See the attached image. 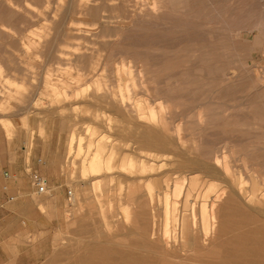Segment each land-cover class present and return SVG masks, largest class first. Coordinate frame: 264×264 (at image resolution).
Segmentation results:
<instances>
[{"label": "rangeland", "instance_id": "1", "mask_svg": "<svg viewBox=\"0 0 264 264\" xmlns=\"http://www.w3.org/2000/svg\"><path fill=\"white\" fill-rule=\"evenodd\" d=\"M69 1L0 0V264H146L143 258L150 255L141 250L151 217L159 216L161 224L164 218L162 194L150 204L158 211L140 207L147 200V186H155L157 193L164 190L175 202V181L182 184L190 178L204 190L211 187L213 200L222 198L216 226H238L231 227L237 232L233 240L244 244L235 248L242 260L248 259H240L241 264L258 262L256 255L264 262V0H182L177 5L157 0L152 11L141 0ZM68 56L80 58V63ZM124 59L138 74L143 72L148 87L154 86L157 111H175L168 116L173 132L163 121L158 147L144 145L140 135L145 130L134 127L113 102L86 99L84 88H91L87 98L97 91L90 76L76 81L81 71L85 74L90 64L100 61L106 65L101 83L113 86L114 67ZM49 85L64 88L66 99L53 96ZM77 93L81 98L73 101ZM73 133L75 148L81 142L82 152L70 174L67 151ZM225 144L227 155L222 153ZM98 145L106 154L113 149L116 170L95 181L100 189L94 190L81 181L79 169L89 147ZM217 154L223 158L221 167L215 163ZM118 164L127 170L118 172ZM6 171L9 179L3 176ZM34 174L47 179V195H36ZM133 187L140 192L139 204L126 200ZM75 196L77 206L72 203ZM231 206L240 214L235 224L225 219ZM209 237L202 234L206 240L200 242L212 243L214 230ZM181 243L180 238L172 246Z\"/></svg>", "mask_w": 264, "mask_h": 264}, {"label": "bare ground", "instance_id": "2", "mask_svg": "<svg viewBox=\"0 0 264 264\" xmlns=\"http://www.w3.org/2000/svg\"><path fill=\"white\" fill-rule=\"evenodd\" d=\"M68 1V0H67ZM71 1V0H70ZM69 1V3H70ZM77 1V0H75ZM87 2V0H84ZM90 1V0H89ZM133 1V0H132ZM137 1V0H136ZM143 3V5L146 8L151 9L152 11V6L154 5V2L157 0H141ZM154 1V2H153ZM182 0H171L172 4L177 2H181ZM61 2V1H60ZM110 2V1H109ZM139 2V1H137ZM159 2V1H158ZM7 3V2H5ZM24 3V2H23ZM28 3V2H26ZM25 3V4H26ZM41 3V2H40ZM46 4H49V0H45ZM51 3V2H50ZM91 3V2H89ZM107 3V2H106ZM188 3V2H187ZM30 4V3H28ZM71 4V3H70ZM69 6H72L70 5ZM82 4V3H81ZM94 4V3H93ZM129 4V2H128ZM156 4V2H155ZM158 4V3H157ZM186 4V3H185ZM183 3V5H185ZM15 5V4H14ZM45 5V4H43ZM95 5V4H94ZM97 5V4H96ZM135 5V4H133ZM140 5V3H139ZM181 5V3L179 4ZM17 6V5H15ZM27 6V4H26ZM31 7V4L28 5ZM61 6V5H60ZM75 6V5H74ZM80 6V5H79ZM99 6V5H98ZM137 6V3L136 5ZM134 6V8H135ZM29 7V8H30ZM34 7L36 8V6L34 5ZM46 7V6H45ZM68 7V6H67ZM77 7V6H76ZM95 7V6H94ZM17 8V7H16ZM33 8V10L35 9ZM38 8V5H37ZM80 8V7H79ZM93 8V6H92ZM139 8V7H138ZM144 7H142L143 9ZM32 9V7H31ZM39 9V8H38ZM71 9V8H69ZM132 9V8H131ZM148 9V10H149ZM37 11V9H35ZM44 10V9H43ZM68 10V9H67ZM66 10V11H67ZM128 10V9H127ZM144 10V9H143ZM41 11V10H40ZM70 12L72 10H69ZM97 13H100V9L97 10ZM137 11V10H135ZM175 11V10H174ZM184 11V10H183ZM16 12V11H15ZM90 12V11H89ZM138 12H140V10H138ZM146 12V11H144ZM149 12V11H148ZM182 12V10H181ZM42 13V12H41ZM65 13V12H64ZM81 13V12H80ZM127 13V12H126ZM143 13V12H142ZM186 13V12H185ZM13 14V13H12ZM123 14V13H122ZM137 14V12H136ZM135 14V15H136ZM140 14V13H139ZM3 15V14H2ZM40 15V14H39ZM69 15V14H67ZM133 14V16H135ZM153 15V14H152ZM12 16V15H11ZM89 16V15H88ZM142 16V15H141ZM76 17V16H75ZM91 17V16H90ZM127 17V15L125 16ZM137 17V16H136ZM164 17V16H163ZM15 18V17H14ZM28 18V17H27ZM74 18V17H73ZM103 18V16L101 17ZM135 18V17H134ZM139 18V15H138ZM152 18V17H151ZM155 18V17H153ZM35 19V18H33ZM32 19V20H33ZM41 19V18H38ZM72 19V18H71ZM70 19V20H71ZM158 19V18H157ZM164 19V18H163ZM78 20V18H77ZM119 20V19H118ZM132 20V19H129ZM144 20V18H143ZM156 20V18L154 19ZM16 21V20H15ZM94 21V20H93ZM124 21V20H123ZM134 21V20H133ZM141 21V20H140ZM139 21V23H140ZM146 21V20H145ZM143 21V23L145 22ZM168 21V20H166ZM165 21V22H166ZM142 22V21H141ZM261 22V21H260ZM263 22V21H262ZM138 23V24H139ZM155 23V22H154ZM170 23V22H169ZM255 23V22H254ZM253 23V24H254ZM147 24V23H146ZM149 24V23H148ZM151 24V23H150ZM261 24V23H260ZM65 26V25H64ZM152 26V25H151ZM71 27V26H70ZM73 27V26H72ZM71 27V28H72ZM256 27V26H255ZM2 28V27H1ZM66 28V26H65ZM261 28V25H260ZM263 28V26H262ZM5 29V28H4ZM56 29H58L56 27ZM253 29V28H252ZM2 30V29H1ZM71 30V29H70ZM259 30V29H258ZM5 31V30H4ZM8 31V30H7ZM3 32V31H2ZM69 32V31H68ZM214 32V31H213ZM61 33V32H60ZM74 33V32H73ZM2 34V33H1ZM34 34V33H33ZM55 35V33H54ZM62 35V34H61ZM80 35V34H78ZM36 36V34H35ZM40 36V35H39ZM77 35H75L76 37ZM55 37V36H54ZM68 38V36H66ZM77 39H80L79 36H77ZM46 39V38H45ZM64 39V38H63ZM24 40V39H23ZM41 40V38L39 39ZM44 41V40H43ZM54 42V41H53ZM33 44V43H32ZM42 44V43H41ZM3 45V44H2ZM43 46V45H42ZM60 46V44H59ZM23 47V46H22ZM29 49H33V46H28ZM55 47V46H54ZM57 47V46H56ZM54 50L56 51L57 49L54 48ZM52 48V52L54 51ZM82 50V49H81ZM30 51V50H28ZM125 53V52H124ZM2 54V53H1ZM46 54V53H45ZM53 54V53H52ZM84 54V53H83ZM96 54V53H95ZM50 55V54H49ZM54 55V54H53ZM126 55V54H125ZM76 56V55H74ZM120 56V55H118ZM122 56H124L122 54ZM139 56V55H138ZM55 57V55H54ZM121 57V56H120ZM134 57V56H133ZM69 58V56H68ZM91 58V57H90ZM95 58V57H94ZM29 61V58H26ZM25 59V60H26ZM80 58L74 57V58H69L67 60L69 61H73V62H79ZM84 59V58H82ZM123 59V58H122ZM127 59V58H126ZM142 59V58H141ZM2 61V60H1ZM4 61V60H3ZM11 61V60H10ZM22 61V60H21ZM91 61V60H90ZM119 61V60H118ZM147 61V60H146ZM12 62V61H11ZM85 62V61H84ZM152 62V61H151ZM30 63V62H29ZM80 63V62H79ZM13 64V62H12ZM76 64V63H75ZM74 64V66H75ZM100 63V61L98 63H93L90 64L89 68H87L85 70V74L84 72H80L82 74H79L78 77L76 78V81H81V79L83 77L86 76H90L92 80H94V84L95 87L97 88V91L95 94L88 95L87 98V94L89 92L88 89H91L89 87L84 88L85 91L83 90V93L86 92V99H89L90 101H96V102H113V104H115L116 106H118L117 108H119L122 112H124L126 114V116L132 121L131 124H135L134 127L136 128H143L145 131L142 135H140V138L142 140V143L146 146H150V147H155L157 145H159L162 140H161V132H163L164 127H163V121L166 122V127L173 132V130L171 129L172 126L170 124V117L173 116L175 113L174 109H169V111L167 112L166 108H163V110L159 113V111H157V107L155 106V101H156V97L154 98L153 94V90H154V86L152 88H150L146 85L147 80L144 79V81L142 80V76H143V72L140 71L139 74L137 73V69H135V67L133 66V64L130 63H126L125 59L122 62H118V65H116L114 67V74H115V79H116V84L113 86H109V85H105L103 86V82L101 83V80L105 79L104 76V72L105 70L102 68L104 67L103 64L105 65V63ZM155 64V62L153 63V65ZM149 65V63H148ZM106 66V65H105ZM141 66V65H140ZM2 67V66H0ZM144 67V66H143ZM150 67V66H149ZM68 68V67H67ZM2 69V68H1ZM46 69V68H45ZM103 69V70H102ZM148 69V67H147ZM152 69V66H151ZM227 69V68H226ZM222 70V69H221ZM1 71V70H0ZM71 69H67V74L68 76H71L70 74ZM65 72V73H66ZM159 72V71H158ZM163 72V71H162ZM233 72V71H232ZM1 73V72H0ZM161 73V71L159 72ZM112 74V73H111ZM162 74V73H161ZM222 74V72H221ZM228 75V74H227ZM234 75V74H233ZM112 76V75H111ZM145 76V75H144ZM143 76V78H144ZM150 76V75H149ZM230 76V74H229ZM72 77V76H71ZM108 77V76H106ZM114 77V76H113ZM159 77V76H158ZM225 77V76H224ZM67 78V77H66ZM73 78V77H72ZM109 78V77H108ZM156 79V77H154ZM113 79V78H112ZM228 79V77H227ZM68 80V79H67ZM229 80V79H228ZM8 81V80H7ZM46 81V80H45ZM70 81V80H69ZM230 81V80H229ZM10 82V81H9ZM74 82V81H73ZM112 82V80H111ZM57 84V83H56ZM228 84V83H227ZM13 85V82L12 84ZM19 85V84H18ZM45 85V84H43ZM86 85V84H85ZM226 85V84H225ZM50 86L52 95L57 97L58 99H63L67 97V93L66 90L63 88H59L56 87L55 85ZM48 87V86H47ZM73 88V87H72ZM48 89V88H47ZM153 89V90H152ZM165 91V90H164ZM72 92V91H71ZM162 92V91H161ZM168 92V91H167ZM216 92V91H215ZM214 92V93H215ZM156 93V92H155ZM163 93V92H162ZM218 93V92H217ZM71 94V93H70ZM153 95V96H152ZM72 96V95H70ZM162 96V95H161ZM81 96L80 94H75L73 97V101L74 100H78L80 99ZM164 98V97H163ZM159 100V99H157ZM179 100V99H178ZM70 101V100H69ZM88 101V100H87ZM170 101V100H169ZM86 102V101H85ZM89 102V101H88ZM162 102V101H161ZM172 102V100L170 101ZM163 103V102H162ZM89 104V103H88ZM93 104V103H92ZM164 104V103H163ZM221 104V103H220ZM167 105V104H165ZM216 105V104H215ZM222 105V104H221ZM175 106V104H174ZM165 107V106H164ZM232 107V105H231ZM234 107V106H233ZM162 109V108H161ZM202 110V109H201ZM223 112V111H222ZM202 113V112H200ZM218 114V113H217ZM203 115V114H202ZM97 116V115H95ZM168 116H170L168 118ZM223 116V115H222ZM98 117V116H97ZM96 117V118H97ZM204 117V116H203ZM206 117V116H205ZM129 120V121H130ZM201 122V120H200ZM203 124V123H202ZM237 124V123H236ZM131 126V125H129ZM196 129V128H195ZM236 129V128H235ZM244 129V128H243ZM182 131V130H181ZM233 131V130H232ZM235 132V131H234ZM183 133V132H182ZM181 133V134H182ZM180 133H178L179 135ZM235 134V133H234ZM173 135V134H172ZM243 135V134H242ZM180 136V135H179ZM183 136V135H182ZM173 137V136H172ZM182 138V137H181ZM184 138V137H183ZM76 139L77 136L73 133L69 139V143H68V151H67V158L69 159V168H70V174H74V170L77 168V158L81 155L82 152V144L80 142L79 144V148H75L76 146ZM103 142V141H102ZM220 142V141H219ZM99 143V142H97ZM127 144V143H126ZM31 145V144H30ZM94 145V144H93ZM92 144L90 146H93ZM97 145V144H96ZM162 145V144H161ZM88 146V145H87ZM95 146V145H94ZM229 145H224L223 148V152L227 155V147ZM31 147V146H30ZM78 147V146H77ZM158 147V146H157ZM220 147V146H219ZM92 148L94 147H89V154H87L85 156V159L83 161V164L81 166L80 170V175H81V181H86L84 182L85 186H87L88 184L90 185V187L94 190L100 189V184L96 183L95 181L98 180H102L103 178L107 177L105 173H112L116 170V160H115V154L113 149H111V151L106 154L104 151V149H102V147H100V145H98V148L96 147V149L92 150ZM216 149V148H215ZM221 149V147H220ZM235 149V148H234ZM222 150V149H221ZM229 152V149H228ZM229 154V153H228ZM245 155V154H244ZM151 158H153L154 160L159 161L160 158L158 156H152L149 155ZM221 156V155H220ZM218 156L215 158V163L217 165V167H221L222 166V157ZM223 156V155H222ZM237 156V155H236ZM215 157V156H214ZM225 158V157H224ZM229 158V157H226ZM231 158V157H230ZM238 158V157H237ZM214 159V158H213ZM212 159V160H213ZM230 160V159H229ZM239 160V159H238ZM161 162V161H160ZM229 161H227L226 163H228ZM142 163V162H141ZM214 163V162H213ZM225 163V165H226ZM233 163V162H231ZM250 163V162H248ZM128 165V164H127ZM215 165V166H216ZM129 166L132 168L135 166L134 163H129ZM142 166V165H141ZM149 166V165H148ZM136 168V167H135ZM228 168H230V166H228ZM235 168V167H234ZM237 168V167H236ZM249 168V167H248ZM251 168V167H250ZM127 170L126 167H123L121 164H118V172H122L124 170ZM130 169V168H129ZM231 169V168H230ZM125 170V171H126ZM131 170V169H130ZM235 170V169H234ZM213 171V170H212ZM226 171V170H225ZM233 172V170H232ZM237 173V172H235ZM122 174V173H121ZM191 175V174H190ZM213 175V174H211ZM226 175V174H225ZM176 176V175H175ZM233 176V175H232ZM255 176V175H254ZM177 177V176H176ZM212 177V176H211ZM231 177V176H230ZM259 177V176H258ZM235 178V177H234ZM246 178V177H245ZM254 178V177H253ZM264 178V177H263ZM263 178L260 177V179L262 180ZM256 179V178H255ZM259 179V180H260ZM185 180V179H184ZM227 180V179H226ZM232 180V179H231ZM254 179H252L253 181ZM260 180V181H261ZM80 181V182H81ZM88 181V182H87ZM212 181V180H211ZM255 181V180H254ZM258 181V180H257ZM263 181V180H262ZM201 182V181H200ZM231 183V182H229ZM236 183V182H235ZM241 183V181L239 182ZM83 184V185H84ZM87 184V185H86ZM133 184V183H132ZM233 184V183H232ZM232 184L229 186L231 188ZM256 184V182H255ZM134 185V184H133ZM235 185V184H234ZM250 185V184H249ZM253 185V184H252ZM140 186V185H139ZM142 186V184H141ZM172 186V184H171ZM174 186V190L173 193L175 195V197L178 199L177 201L175 199V202H172V199L169 197L168 193H163L162 191L158 192L155 190L154 187H151V189H149L150 186H147L146 189V193L145 196L147 197V200L145 199L144 202H137L138 196H137V189H135V187H133V189H129V192L127 193L126 196V200L132 202H137L140 207L142 209H144L145 207H147L149 205L150 208L153 209V211H158V209H155L152 207L154 204V202H157V198L161 197L160 195L162 194V196H164L162 199L163 201V210H164V218L162 221V224L160 223V221L158 220V217L156 214L153 213V211L151 213H153L152 215V225L151 228L146 232V240L142 243V250L144 253H146V255H150V257H147L146 259L143 258L146 262V264H241L242 261H247L248 259H245L243 256L242 260L241 256L242 254H238V251L236 250L237 248H235L237 245H242L244 244L243 242H235L233 240V236L234 233L236 231H234L231 227H235L234 225H232L231 227H222L221 224L216 226V222L218 220V203H221L222 198H217L215 200H213L214 198H212V191L213 189L211 187H209L207 190H204L203 187H201L200 183L198 181H195L194 178H190L189 181H183V183H179L177 181H175ZM160 187V186H159ZM168 187V186H167ZM219 187V186H218ZM217 187V188H218ZM235 187V186H234ZM129 188V187H128ZM138 188V187H136ZM170 188V186L168 187ZM167 188V189H168ZM173 188V187H172ZM233 188V186H232ZM251 188L253 189V187L251 186ZM138 189H142V188H138ZM166 189V190H167ZM235 188H233L234 190ZM237 189V188H236ZM251 189V190H252ZM169 190V189H168ZM248 190V189H247ZM257 191V189H255ZM235 191V190H234ZM243 191V190H241ZM254 190H252L253 192ZM144 192V191H143ZM169 192V191H168ZM226 192V190H225ZM224 192V193H225ZM233 192V191H232ZM238 194L239 190H237ZM140 193V192H139ZM172 193V194H173ZM235 193V192H234ZM243 193V192H242ZM246 192L244 191V194ZM256 193V192H255ZM254 193V194H255ZM72 195V193L70 194ZM85 195V194H84ZM234 195V194H233ZM241 195V194H240ZM248 195V194H247ZM250 195V194H249ZM252 195V194H251ZM73 196V195H72ZM137 196V199H136ZM186 196V197H185ZM192 196L193 199L189 200L187 199L188 197ZM225 196V195H224ZM242 196V195H241ZM81 197V196H80ZM122 197V196H121ZM174 198V196H172ZM185 197V201L182 202V200ZM227 197V196H226ZM239 197V196H238ZM244 197V196H243ZM225 198V197H224ZM240 199L242 197H239ZM253 198V197H252ZM157 199V200H156ZM243 199V198H242ZM140 200V201H142ZM252 201V199H250ZM122 203H125V201H121ZM182 202V205L179 203ZM75 206H77L78 203V198L75 196L73 198V202H72ZM128 203V202H127ZM159 203V202H158ZM223 203V202H222ZM126 204V203H125ZM150 204H153L152 206H150ZM121 205V204H120ZM127 205V204H126ZM158 205V204H156ZM179 205V206H178ZM181 205V206H180ZM241 205V204H240ZM239 208L243 207L241 206ZM124 206V204H123ZM129 206V205H128ZM227 206V205H226ZM235 206V205H234ZM238 206V205H237ZM125 208V206H124ZM156 208V207H155ZM226 208V207H225ZM235 208V207H234ZM232 206L231 207H227L225 209V219L228 220L229 223L234 222L233 220H235L237 217L240 216L239 211L237 209H234ZM151 209V210H152ZM219 209H220V205H219ZM125 210V209H124ZM222 210V209H221ZM244 210V209H243ZM256 210V209H255ZM145 211V210H144ZM253 211V210H252ZM260 212V211H259ZM150 213V214H151ZM141 214V213H140ZM147 214V213H146ZM242 214V212H241ZM247 214V213H246ZM131 213H130V209H128L127 207V219L130 217ZM141 215H145V213L141 214ZM243 215V214H242ZM132 217V216H131ZM150 218V219H151ZM247 218V217H245ZM105 219V220H104ZM104 223L106 227V231L108 233H110L108 226L110 225V222L107 218H104ZM264 219V218H262ZM224 220V219H223ZM236 221V220H235ZM243 221V220H242ZM242 223V222H241ZM219 224V223H218ZM224 224V223H223ZM227 224V223H226ZM235 224V222H234ZM150 225V224H149ZM231 225V224H229ZM102 226V227H103ZM225 226V225H224ZM238 228V226H236ZM235 228V230L237 229ZM244 229V227H242ZM145 230V229H144ZM144 230L142 232H144ZM215 231V233L217 234V238L216 239H211L213 240V242H210L208 245H206V242H200L203 238H200L201 235H205V238H209L210 239V235L212 231ZM242 231V230H241ZM255 231V230H254ZM136 232V231H135ZM239 232V231H238ZM245 232V231H244ZM253 232V231H252ZM202 233L199 237V234ZM237 233V232H236ZM145 234V233H144ZM252 234V233H250ZM254 234V233H253ZM258 234V233H257ZM144 236V235H143ZM214 236V235H213ZM244 236V235H243ZM203 237V236H202ZM216 237V236H215ZM227 237V241H219L222 238ZM237 237V234H236ZM246 237V235H245ZM248 237V236H247ZM250 237V236H249ZM255 237L252 235V238ZM180 238L182 239V243L180 247H176L175 249L173 248L172 244L174 243L175 245L177 243H179ZM240 239V238H239ZM246 239V238H245ZM206 240V239H205ZM203 240V241H205ZM257 242V241H256ZM252 242H247V245H250ZM255 243V241H254ZM173 244V245H174ZM224 245L227 247L225 248V251L223 250ZM243 247V246H242ZM252 248V247H250ZM239 249V248H238ZM242 249V248H241ZM240 249V252H242ZM222 250L223 252H225V259L223 260L221 258L222 256ZM251 251H253L251 249ZM246 252H248L246 250ZM254 253V251H253ZM250 253H246L243 254L245 255V257L250 258L249 256ZM257 254V253H256ZM254 255V254H253ZM255 256V255H254ZM259 257V255H256ZM253 256H251L252 258ZM263 256L261 255V258ZM250 258V260H251ZM242 261H239V260ZM254 259V257H253ZM258 259V262H260ZM106 260V259H105ZM245 261V262H246ZM248 262V261H247ZM256 262V261H255ZM255 262H252L253 264H255ZM258 262H256L258 264ZM260 263H264L263 260ZM97 264V263H96Z\"/></svg>", "mask_w": 264, "mask_h": 264}, {"label": "built area", "instance_id": "3", "mask_svg": "<svg viewBox=\"0 0 264 264\" xmlns=\"http://www.w3.org/2000/svg\"><path fill=\"white\" fill-rule=\"evenodd\" d=\"M3 176L6 178V179H9L11 176H10V173L9 172H4L3 173ZM33 186L35 188V191H36V195L38 196H44V195H47L49 193V186H48V181L45 177L39 175V174H34L33 175ZM3 190L4 191H7L8 190V187L7 186H4L3 187ZM71 194V192L69 193V195ZM11 201H14L15 198L13 196H11L9 198Z\"/></svg>", "mask_w": 264, "mask_h": 264}]
</instances>
